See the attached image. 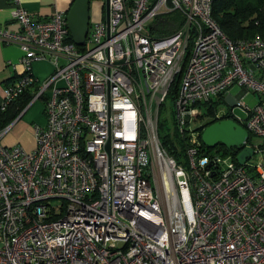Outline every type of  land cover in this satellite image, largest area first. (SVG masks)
<instances>
[{"label": "built area", "instance_id": "1", "mask_svg": "<svg viewBox=\"0 0 264 264\" xmlns=\"http://www.w3.org/2000/svg\"><path fill=\"white\" fill-rule=\"evenodd\" d=\"M211 3L106 0L80 51L64 12L36 18L14 0L19 31L0 28V42L19 48L22 72L0 110L36 85L44 124L31 150L0 143V264H264V35L230 40ZM42 59L53 72L36 84L30 65ZM178 73L183 161L157 134ZM233 85L258 103L233 99L242 115L211 118L246 131L242 164L200 139L203 114Z\"/></svg>", "mask_w": 264, "mask_h": 264}, {"label": "crops", "instance_id": "2", "mask_svg": "<svg viewBox=\"0 0 264 264\" xmlns=\"http://www.w3.org/2000/svg\"><path fill=\"white\" fill-rule=\"evenodd\" d=\"M17 2L32 16L46 19L49 18L55 10L62 11L66 14L72 0H17ZM13 6L14 0H0V28L17 32L19 31L18 25L10 19ZM89 6L91 9L88 16L89 25L91 21L96 22L104 20L103 2L100 4L96 0H93L91 4L89 3ZM20 55L21 52L16 45L2 44L0 42V103L2 102L3 88L7 86L11 80L17 78L22 72L21 65L18 63ZM30 72L36 79V84L46 81L53 72L51 60L42 59L32 62L30 65ZM34 87L29 89L28 92L32 93ZM229 88L214 100V114L218 113L216 108L220 103L225 105V111L219 114H225L229 112L231 108L234 110L233 99L240 98L243 101V97L247 93H250L245 92V90L239 87L238 91L232 95L229 92ZM258 101L259 99L256 103H258ZM262 105L264 106V102ZM18 114L19 116H16L5 127L6 130L0 139V143L5 146L19 145L25 150H31L35 145L33 134L34 127L44 124L42 101L31 98Z\"/></svg>", "mask_w": 264, "mask_h": 264}, {"label": "trees", "instance_id": "3", "mask_svg": "<svg viewBox=\"0 0 264 264\" xmlns=\"http://www.w3.org/2000/svg\"><path fill=\"white\" fill-rule=\"evenodd\" d=\"M211 17L230 40L264 35V0H212ZM166 18L172 22H177L179 15L173 12L167 15ZM68 40H71L70 37ZM78 49L83 51L84 46H80ZM178 78L179 73L174 76L169 86L166 100L173 101L176 94ZM31 98L32 94L24 91L17 99L9 103L3 110H0V130L5 128L17 116ZM213 114V106H209L203 114L206 117L204 126L215 121L212 119ZM160 126L161 124L157 116V134ZM158 139L167 154L171 155L175 160L181 161L179 156L183 157L184 140L183 136L173 127L172 115L170 137L167 135L161 137L158 134ZM205 148L209 152H216L221 155L230 154L235 159L236 152L234 149H226L220 144L212 148L205 146Z\"/></svg>", "mask_w": 264, "mask_h": 264}, {"label": "water", "instance_id": "4", "mask_svg": "<svg viewBox=\"0 0 264 264\" xmlns=\"http://www.w3.org/2000/svg\"><path fill=\"white\" fill-rule=\"evenodd\" d=\"M90 0H72L66 14V28L71 42L79 47L84 43L88 29ZM104 20L107 18V4L103 0ZM19 116V114L17 115ZM247 138L246 131L229 119L212 122L203 127L200 132L202 143L209 148L217 144L226 149L239 150L234 158L238 164H242L245 158L250 157L252 150L249 147L241 148Z\"/></svg>", "mask_w": 264, "mask_h": 264}, {"label": "rangeland", "instance_id": "5", "mask_svg": "<svg viewBox=\"0 0 264 264\" xmlns=\"http://www.w3.org/2000/svg\"><path fill=\"white\" fill-rule=\"evenodd\" d=\"M93 0H90L89 3L91 4ZM97 2H99L100 4L103 2V0H96ZM89 11H91L90 6H89ZM90 13V12H89ZM91 19V18H90ZM94 21H91V24H93ZM239 87L237 85H233L232 87L229 88V92L230 94H235L238 91ZM258 100V96L256 94H252V93H247L244 97H243V103L246 104L249 107H252L254 104H256V101ZM225 105L223 103H220L218 105L217 112L221 113L225 111ZM234 113L236 115H242L243 111L241 108L234 106ZM173 114V101L170 100H166L162 106L159 109V113H158V118H159V122L161 124V126L158 128V134L162 137L164 135H167L168 137H170V133H171V115ZM200 122V119L197 121L198 124ZM193 124L191 125L192 128L196 127V125ZM258 140L254 137H251V143L257 142ZM213 150V149H212ZM180 160L183 161V157L179 156ZM254 162V160H252Z\"/></svg>", "mask_w": 264, "mask_h": 264}]
</instances>
